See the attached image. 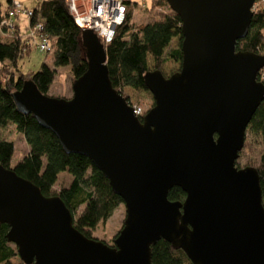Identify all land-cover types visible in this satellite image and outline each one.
Segmentation results:
<instances>
[{
  "label": "water",
  "instance_id": "water-1",
  "mask_svg": "<svg viewBox=\"0 0 264 264\" xmlns=\"http://www.w3.org/2000/svg\"><path fill=\"white\" fill-rule=\"evenodd\" d=\"M255 0H167L180 19L179 68L147 70L153 103L141 118L109 80L104 45L83 29L85 71L70 97L26 78L16 108L48 128L65 152L87 156L124 206L112 245L72 225L56 195L0 164V223L24 264H153L159 239L192 264H264V208L255 167H237L247 123L264 98V55L235 49ZM178 186L182 201L167 198Z\"/></svg>",
  "mask_w": 264,
  "mask_h": 264
},
{
  "label": "trees",
  "instance_id": "trees-1",
  "mask_svg": "<svg viewBox=\"0 0 264 264\" xmlns=\"http://www.w3.org/2000/svg\"><path fill=\"white\" fill-rule=\"evenodd\" d=\"M150 2L146 21L132 23L127 34L121 31L123 23L111 40L104 44L110 83L127 103H130V99L122 89L147 90L142 80L145 71H161L160 67L167 59L180 66V19L169 8L167 0ZM11 7L12 0H6L3 8L0 3V129L12 124L24 138L28 150L10 166L14 144L0 137V164L35 184L43 195L58 196L71 213L73 227L84 236L97 239L91 232L99 223L105 222L112 211L122 204V200L111 190L107 178L87 156L65 152L48 128L38 124L31 114L16 108L11 92L19 89L25 79L19 72L18 61L28 53L31 43L30 37L23 36L16 24L10 27L2 23L8 18ZM30 10L29 27L38 21L42 24L40 32L49 41L52 66L42 60L39 68L27 78L34 82L40 92L46 94L57 67L68 65L72 80L85 71L86 61L80 45L81 30L74 22L65 0H41ZM174 37L178 38L177 45L165 54L164 50ZM235 49L264 55V4L254 5L247 33L237 39ZM147 57L152 61L151 69ZM257 80L264 84V77H258ZM246 134L255 136L260 144V150L249 166L255 167L258 172L264 208V98L250 117ZM237 163L236 160L235 165L239 167ZM61 172H67L71 179L68 185L54 190L53 186ZM184 195L178 186L171 187L167 192V198L171 201H182ZM7 230L8 225L0 223V264H24L15 246L7 241ZM106 244L111 245L109 242ZM150 251L153 264H192L180 248H174L163 239L151 244Z\"/></svg>",
  "mask_w": 264,
  "mask_h": 264
},
{
  "label": "rangeland",
  "instance_id": "rangeland-1",
  "mask_svg": "<svg viewBox=\"0 0 264 264\" xmlns=\"http://www.w3.org/2000/svg\"><path fill=\"white\" fill-rule=\"evenodd\" d=\"M41 0H12V2H18L23 8L31 9L35 7ZM127 4L126 20L121 28L123 34L128 33V28L130 25L137 24L138 22H144L147 20L149 15L148 9L150 8V0H129ZM1 8L6 4V0H0ZM256 4H264L263 1H258ZM12 21L18 26L20 33L23 36H28L31 28L27 27V17L23 12L17 13L13 16ZM37 38L31 37L29 41L31 43L30 50L25 54L22 59L18 61L19 72L25 77L39 68L42 60L49 66L51 65L49 51H41L37 48ZM178 38L174 37L171 39L168 47L164 50L165 54L167 50L173 48L177 45ZM147 63L149 69L153 67L152 61L147 57ZM179 68V63L174 62L171 59H167L160 69L164 75H169ZM68 65L57 67L56 73L54 74L52 81L46 92L49 96L54 97H70L71 91V81L72 76L69 73ZM264 71V68H263ZM123 93L128 96L131 102H135L141 106L144 110L148 109L152 103V95L148 90L144 89H132L130 87H125L122 89ZM0 137L11 140L14 144L15 150L12 154L10 161V166H12L21 156L27 152L28 145L26 144L24 138L20 133H18L12 124H8L0 129ZM243 147L239 152V156L236 159L238 161L237 165L239 167L249 166L250 161L254 160L257 152L260 150L259 140L250 134L244 136ZM71 176L67 172H61L57 176V180L53 186L54 190H57L60 186L68 185ZM124 218V206L120 204L115 208L111 215L103 223H99L95 229L91 232L93 237L98 240H103L106 243L112 245L113 235L117 233L119 228H121L122 221Z\"/></svg>",
  "mask_w": 264,
  "mask_h": 264
},
{
  "label": "built area",
  "instance_id": "built-area-1",
  "mask_svg": "<svg viewBox=\"0 0 264 264\" xmlns=\"http://www.w3.org/2000/svg\"><path fill=\"white\" fill-rule=\"evenodd\" d=\"M258 1L255 0L254 5ZM70 14L76 25L83 29H91L104 45L115 35L117 29L125 22L127 13V4L129 0H65ZM23 12L27 17V27L31 28L28 37H36L37 48L41 51H49V41L44 34L40 32L42 24L38 21L33 27H29L28 17L31 14L30 9L23 8L20 3L12 2V7L8 11V18L2 23L12 27L15 23L13 16ZM264 68V67H263ZM263 68L259 70L258 77H264ZM132 112L137 117L142 116L144 110L135 102L128 103Z\"/></svg>",
  "mask_w": 264,
  "mask_h": 264
},
{
  "label": "flooded vegetation",
  "instance_id": "flooded-vegetation-1",
  "mask_svg": "<svg viewBox=\"0 0 264 264\" xmlns=\"http://www.w3.org/2000/svg\"><path fill=\"white\" fill-rule=\"evenodd\" d=\"M146 110H147V109L145 108V109H144V112H145Z\"/></svg>",
  "mask_w": 264,
  "mask_h": 264
}]
</instances>
